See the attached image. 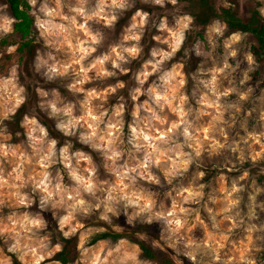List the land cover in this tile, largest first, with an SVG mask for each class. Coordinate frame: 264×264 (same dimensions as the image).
<instances>
[{
	"label": "clouds",
	"instance_id": "obj_1",
	"mask_svg": "<svg viewBox=\"0 0 264 264\" xmlns=\"http://www.w3.org/2000/svg\"><path fill=\"white\" fill-rule=\"evenodd\" d=\"M212 7L0 0V264H264V64L222 11L264 0Z\"/></svg>",
	"mask_w": 264,
	"mask_h": 264
},
{
	"label": "trees",
	"instance_id": "obj_2",
	"mask_svg": "<svg viewBox=\"0 0 264 264\" xmlns=\"http://www.w3.org/2000/svg\"><path fill=\"white\" fill-rule=\"evenodd\" d=\"M190 8L189 11H192L194 15L197 16V20L200 24H206L209 22V18L215 16V10L212 7V0H189ZM13 10L16 11L15 5L17 0H12ZM223 18L227 19L230 27L232 29H243L245 31H249L253 34L252 38L255 40V45L252 48V51L256 54L257 58L260 62L264 63V23H262L258 19V13L253 12L251 17L245 21L243 18L238 17L237 13L234 11L222 10ZM17 15H22L17 12ZM31 24L29 18H24V24L17 25L18 32H22L27 29ZM32 48V44H22L19 49L20 52H24L25 49L29 50ZM141 248H143L144 254L148 256L150 259H155L154 254L150 249L144 247L141 244ZM171 264V262H169Z\"/></svg>",
	"mask_w": 264,
	"mask_h": 264
},
{
	"label": "rangeland",
	"instance_id": "obj_3",
	"mask_svg": "<svg viewBox=\"0 0 264 264\" xmlns=\"http://www.w3.org/2000/svg\"><path fill=\"white\" fill-rule=\"evenodd\" d=\"M190 39H191V37H190ZM250 40H254V39L251 37ZM254 45H255V43H253L252 48H253ZM20 53H21V56H22L21 63H24V60H23V53L24 52H20ZM27 54H28V59L30 61L31 58H32V55H33V45H32V48L31 49L27 50ZM261 63L264 64L263 62H261ZM256 75H259V73H257ZM125 79H127V77H125ZM21 111H23V109ZM45 123H50V122L45 121ZM245 166H247V165H245Z\"/></svg>",
	"mask_w": 264,
	"mask_h": 264
}]
</instances>
